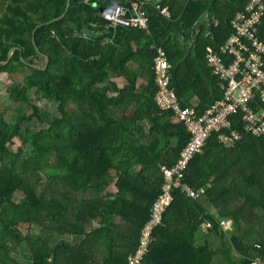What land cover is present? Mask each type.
<instances>
[{"label":"trees","instance_id":"obj_1","mask_svg":"<svg viewBox=\"0 0 264 264\" xmlns=\"http://www.w3.org/2000/svg\"><path fill=\"white\" fill-rule=\"evenodd\" d=\"M133 1L143 4L148 31L107 27L100 9L131 8ZM247 1L71 0L65 17L47 24L66 12L68 0H0V62L17 48L7 65L0 63V76H24L7 89L16 114L10 121L0 118V264H23L21 242L13 235L25 224L40 230L27 237L32 264L127 263L165 184L162 167L172 168L190 140L174 114L155 102L156 52L161 48L167 55L171 88L182 108L204 114L223 98L207 47L219 48L231 36L232 20ZM207 13L213 28L207 19L197 28ZM39 24L37 52L33 32ZM85 28L104 36H85ZM262 30L264 40V24ZM193 35V47L179 40L193 41ZM47 58L46 70L28 65L44 67ZM108 70L125 84L119 87ZM34 96L54 103L57 114L47 117ZM132 105L133 117L117 118V110L125 114ZM34 121L45 126L31 133ZM236 128L243 143L227 150L214 135L184 180L175 183L174 202L143 264H208L211 251L196 248V235L209 222L223 240L220 225L228 219L235 223L232 244L242 256L236 264L264 262V137L246 134L240 119ZM16 141L30 143L33 154L16 149ZM184 185L198 199L188 197ZM202 198L217 217L208 216Z\"/></svg>","mask_w":264,"mask_h":264},{"label":"built area","instance_id":"obj_2","mask_svg":"<svg viewBox=\"0 0 264 264\" xmlns=\"http://www.w3.org/2000/svg\"><path fill=\"white\" fill-rule=\"evenodd\" d=\"M102 16L108 27L146 31L149 28V18L138 1H133L131 8L114 5L103 10ZM263 24L264 0H248L245 9L238 11L232 20L231 36L219 48L207 47L208 66L220 82L223 98L202 115L193 108L180 105L171 88V65L165 51L158 48L153 65L157 87L155 102L160 110L174 114L189 133L190 140L172 168L162 167L165 184L152 205L150 220L141 231L138 247L126 264H143L148 257L155 242L154 231L162 225L165 212L174 202L175 183L184 180L189 165L214 135L219 136L224 148L235 149L244 141V134L236 128V121L240 119L246 134L254 138L264 137ZM182 191L192 199L199 197L187 185L182 186ZM221 226L226 232L232 231L229 222H222ZM253 264L264 262L257 259Z\"/></svg>","mask_w":264,"mask_h":264},{"label":"crops","instance_id":"obj_3","mask_svg":"<svg viewBox=\"0 0 264 264\" xmlns=\"http://www.w3.org/2000/svg\"><path fill=\"white\" fill-rule=\"evenodd\" d=\"M74 1H77V0H74ZM147 1H158V0H147ZM94 5L97 6V4H94ZM114 5H117V4H114ZM103 10H106V9H103V8L100 9V16L101 17H103L102 16ZM210 18H211L210 13H207L205 15L204 20L201 21L197 25V28H200L201 24L203 22H205L206 19L211 21L210 28H213L215 23ZM113 27H117V26H113ZM196 31L198 32L199 30H196ZM93 33H96V32H93ZM98 34H103V36H104V33H98ZM196 37H197V35H193V41H192V40H188V39L185 40L183 38V36H181V38L179 40L183 43V45H186V43H187V46L193 47L196 44ZM106 40L111 41L108 38ZM147 43H148V41L145 39L144 41H142V44L140 46H142L143 44L146 45ZM133 47L136 48L135 42H133ZM206 60H207V58H206ZM108 74H109V77L111 78V80L115 81L119 87H122L123 84H125V79L122 76H118V75L114 74L113 71H110V70H108ZM209 77H210V79H212V76H209ZM213 77H215V76L213 75ZM154 80H155V77H154ZM145 83H146V79L140 78L138 85L144 86ZM112 95L115 96L116 93H113ZM193 97H194L193 94L188 95V100H190V101L193 100L192 103L194 105H197V100L194 99ZM136 108H137L136 105H132L131 107L127 108V111L125 114L120 113V111L117 110L116 116H117V118H121V119H125L126 117H133V112L136 110ZM174 118H175V116H174ZM174 120L177 123L176 118ZM142 126H144L146 130H149V128H150V125H148L147 123H142ZM201 205L206 210V213L208 214V216L217 217V211L215 210V208L212 205V203L210 202V200H208V198H202L201 199ZM222 222H229L233 226L232 231L226 232L222 228V226L220 225L221 231L224 234H226V236H223L224 239L221 240L222 235L217 234L212 229L213 227H212L211 223L206 222L200 227V229L196 235V248L207 249L206 254L210 253L209 250L211 251V254L213 257L208 264H236V263H239L240 260L242 259V256L237 252L236 247L232 244V236H231V234H233L234 230H235V223H234L233 219L222 220Z\"/></svg>","mask_w":264,"mask_h":264},{"label":"rangeland","instance_id":"obj_4","mask_svg":"<svg viewBox=\"0 0 264 264\" xmlns=\"http://www.w3.org/2000/svg\"><path fill=\"white\" fill-rule=\"evenodd\" d=\"M208 22H210L209 24L211 25V21L208 20ZM23 77L24 76H22L21 74H15L13 75V78L12 76L10 77L8 74H3L0 76V118L4 116L6 120L10 121L11 117L16 114L15 107L17 106V104L13 103L9 99L7 89L8 86H10L14 82L13 79L22 81ZM33 100L35 104L43 110L44 114L47 117L57 114V109L54 103L45 100H39L36 97ZM43 126L45 125H42L34 121L30 126V132L32 133ZM21 146H22L21 143L19 141H16L15 148L18 149ZM22 147L27 156L33 154V148L30 145V143H28L27 145H23ZM8 214H9V209L8 207H6L2 212V216L7 217ZM39 233H40L39 228H32L31 226H29V224H25L14 230L13 237L15 238V240H19L21 242L19 248V254H18V259L21 263L32 264V252L30 249L29 242L27 241V237L28 236L30 237L31 234L39 235Z\"/></svg>","mask_w":264,"mask_h":264},{"label":"water","instance_id":"obj_5","mask_svg":"<svg viewBox=\"0 0 264 264\" xmlns=\"http://www.w3.org/2000/svg\"><path fill=\"white\" fill-rule=\"evenodd\" d=\"M70 5H71V0H68L67 8H66V12H65L63 15H61V16L55 18V19L50 20L49 22H47V24H52V23H54V22H56V21H58V20H60V19H63V18L65 17V14L68 12ZM41 26H42V24H39V25L35 28V30H34V32H33V43H34V45H35V48H36L37 52H39V48H38V46H37V44H36V40H35V32H36V30H37L38 28H40ZM82 33H83L84 35H86V36H88V37H92V38H99V37H102V36H103V34L93 33V32H91V31H90L89 29H87V28L83 29ZM16 50H17V48H12V49L9 51V55H8V59H7V61H6V62H0V63H1L2 65H7V64L11 61L12 56H13V54H14V52H15ZM48 62H49V59L47 58L46 65H45L44 67H38V66H36V65H32V64H28V65L31 66V67H35V68H37V69H40V70H46V68H47V66H48Z\"/></svg>","mask_w":264,"mask_h":264}]
</instances>
